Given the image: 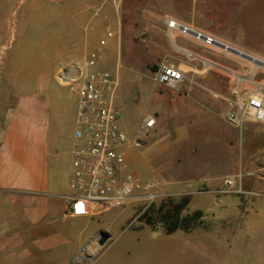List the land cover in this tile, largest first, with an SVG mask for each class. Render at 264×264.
I'll use <instances>...</instances> for the list:
<instances>
[{
	"label": "rangeland",
	"instance_id": "obj_1",
	"mask_svg": "<svg viewBox=\"0 0 264 264\" xmlns=\"http://www.w3.org/2000/svg\"><path fill=\"white\" fill-rule=\"evenodd\" d=\"M83 1L0 0V68L8 56L18 61L23 55L32 62L63 63L64 69L82 66L91 51L89 38L74 36L70 19L77 13L76 3ZM186 3L132 0L122 13L119 61L97 62L86 70H107L118 79L121 98L116 108L128 139L124 151L130 146L125 176H151L160 182L162 196L152 202L157 205L168 196L191 193L195 208L209 196L203 225L167 234L162 226L154 229L139 219L151 203L131 200L111 211L115 218L106 225L110 237L97 264H157L153 254L161 255L170 237L190 240L185 247L198 254V264H264V123L231 127L224 120L225 101L215 97L229 92L236 77L247 80L243 85L251 92L264 95V66L220 48L194 47L201 57L193 53L200 59L190 63L202 68L205 61L208 70L191 73L177 86L157 84L154 66L165 59L183 63L174 44H186L177 31L155 27L150 13L184 19L190 27L264 62V0H197L193 8L192 1ZM24 44L32 50L42 47L23 54L19 50ZM148 118L155 124L142 134ZM133 140L141 145L129 144ZM170 176H180L177 189L188 193L170 194ZM207 176H215L219 190H205ZM225 176H233L234 184L225 185Z\"/></svg>",
	"mask_w": 264,
	"mask_h": 264
},
{
	"label": "crops",
	"instance_id": "obj_2",
	"mask_svg": "<svg viewBox=\"0 0 264 264\" xmlns=\"http://www.w3.org/2000/svg\"><path fill=\"white\" fill-rule=\"evenodd\" d=\"M131 1L84 0L79 6L76 3L77 13L70 19L73 35L89 38L87 46L90 53L99 52V65L119 61L123 46L122 13ZM177 1L188 5L187 0ZM190 1L193 8L197 0ZM96 11L100 15L96 16ZM150 13L157 23L155 27L162 32L177 31L168 29V19L190 24L173 15ZM106 27H111L115 34L101 47L99 40L105 36ZM177 34L186 44H174L175 52L180 54V49H184L201 57L194 47L204 51L217 49L179 31ZM21 47L19 51L23 54L32 50L25 44ZM41 47L39 44L38 50L35 48L32 52L40 51ZM182 56L185 66L192 64ZM7 59L0 68V264H97L101 247L96 240L100 231L107 232L108 221L115 218L111 211L120 206L103 211L95 205L84 216H73L68 211L78 125L76 84L62 79L63 63L32 62L25 55L18 61L9 56ZM120 98L119 88L116 104ZM214 177L207 176V183L203 185L206 191L219 190V181ZM149 178L152 177L141 179ZM181 179L168 177L170 194L188 193L177 189ZM189 194L187 212L204 213L211 198L203 196L198 201L200 206L192 208L194 196ZM189 241L166 238L162 254H153L154 260L157 264H198V254L185 247Z\"/></svg>",
	"mask_w": 264,
	"mask_h": 264
},
{
	"label": "built area",
	"instance_id": "obj_3",
	"mask_svg": "<svg viewBox=\"0 0 264 264\" xmlns=\"http://www.w3.org/2000/svg\"><path fill=\"white\" fill-rule=\"evenodd\" d=\"M95 15H100V12L96 11ZM167 26L169 30H177L205 46L220 48L217 46L220 40L187 24L168 19ZM114 34L111 27H106L105 36L99 40V45L106 46L108 39ZM180 51L190 60L200 59L188 50ZM98 60L99 52L93 51L82 66L64 69L60 74L64 81L76 84L78 93V125L70 178L72 194L69 196L68 206V211L73 216L87 215L95 205H99L104 211L131 200L152 203L162 196V185L156 179L143 180L138 176H125L124 149L128 139L121 129L120 114L116 108L118 79L107 70H86ZM208 68L205 61L204 66L198 68L193 64L185 66L183 63L175 64L165 59L158 65L154 81L164 86H177L189 80L191 73L202 74ZM245 82L248 81L236 77L229 92L215 94L216 98L225 101V122L236 129H242L252 122L264 123V95L251 92L248 87H244ZM154 124V119L148 118L142 134H146ZM130 143L141 145L137 140ZM224 184L233 185L234 177H226Z\"/></svg>",
	"mask_w": 264,
	"mask_h": 264
},
{
	"label": "trees",
	"instance_id": "obj_4",
	"mask_svg": "<svg viewBox=\"0 0 264 264\" xmlns=\"http://www.w3.org/2000/svg\"><path fill=\"white\" fill-rule=\"evenodd\" d=\"M153 69L156 71L157 67L154 66ZM190 198V195H183L179 198L168 196L158 205L151 203L139 219L154 229L162 226L167 234L177 230L190 232L203 225L204 222L202 211L187 212Z\"/></svg>",
	"mask_w": 264,
	"mask_h": 264
},
{
	"label": "water",
	"instance_id": "obj_5",
	"mask_svg": "<svg viewBox=\"0 0 264 264\" xmlns=\"http://www.w3.org/2000/svg\"><path fill=\"white\" fill-rule=\"evenodd\" d=\"M217 46H219L220 48L226 49L229 52H231L233 54H236V55H238V56H240L242 58H245V59H247L249 61H252L255 64L257 63L259 65L264 66V62L263 61L255 58V57H253V56H251L249 54H246V53H244V52H242L240 50H237V49H235V48H233L231 46H228V45H226V44H224L222 42H217ZM109 237H110V234L108 232L103 231V230L100 231L99 236H98V238L96 240L98 246H100V247L104 246V244L107 242Z\"/></svg>",
	"mask_w": 264,
	"mask_h": 264
}]
</instances>
